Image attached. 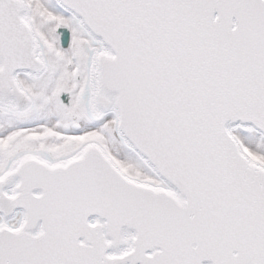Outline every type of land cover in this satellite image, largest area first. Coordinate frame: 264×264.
Instances as JSON below:
<instances>
[{
	"label": "snow or ice",
	"instance_id": "obj_1",
	"mask_svg": "<svg viewBox=\"0 0 264 264\" xmlns=\"http://www.w3.org/2000/svg\"><path fill=\"white\" fill-rule=\"evenodd\" d=\"M0 264H264V0H0Z\"/></svg>",
	"mask_w": 264,
	"mask_h": 264
}]
</instances>
